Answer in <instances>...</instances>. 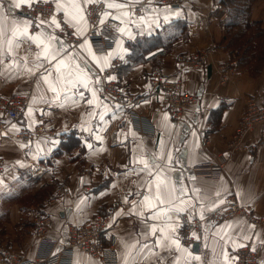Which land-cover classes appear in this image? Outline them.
Instances as JSON below:
<instances>
[{"label": "crops", "instance_id": "obj_1", "mask_svg": "<svg viewBox=\"0 0 264 264\" xmlns=\"http://www.w3.org/2000/svg\"><path fill=\"white\" fill-rule=\"evenodd\" d=\"M42 1L45 0H33L32 4ZM46 1L55 3V0ZM191 1L182 6L166 7L147 0H107L109 3L126 5L123 9L109 10L105 4L103 12L111 11L114 16L128 12L136 24L123 26L136 38L130 40L127 33L119 34L107 53H99L88 39L97 57H112L111 66L104 67L103 71L100 70L102 65L92 60L88 48L78 46L84 40L74 45L60 35L65 47L71 46L68 47L69 52L77 53L96 69V76L92 80L98 77V83L89 84L88 89L81 87L83 99H74L70 93L68 99L62 97L58 102L45 103L44 100L49 99L52 93L42 83L37 87L39 73L29 77L21 69H0V93H23L29 97L23 117L9 122L7 128L0 132V205L3 204L2 193H12V196H5L14 200L8 212L10 221L5 225V232L0 231V242L9 243V247L22 257L44 259L62 247L68 237L70 223L80 225L101 214L109 216L113 223L104 243L114 250L117 264H125L126 260L128 264H234L236 250L246 244L261 246V264H264L262 128L241 134L240 140L234 143L249 98L253 95L264 96V68L257 77L241 71L234 54L220 46L225 18L219 5L221 0ZM0 2H4L7 9L6 0ZM25 7L15 9L7 20L22 18L19 12ZM174 10L179 12L178 18L173 15ZM60 13L64 17V13ZM165 16L171 17L170 22L164 21ZM140 17L145 19L141 20ZM251 17L261 21L264 28V0H258L253 5ZM153 20L159 21L161 26L153 28L151 34H136V26ZM177 21L185 22L187 36L177 37L167 51L163 45L153 47L144 55L140 52L142 49H138L141 59L137 62L130 59L135 54L129 48L130 42L150 39L164 30L163 35ZM36 22L33 19V24ZM86 27L88 32V18ZM57 30L56 34L59 35ZM30 31L38 30L33 27ZM143 31L147 32V27ZM174 34L168 31L164 35ZM18 51V60L27 54L31 62L37 49L33 45L32 53H26L23 47ZM121 55L123 59H119ZM192 59L201 63L194 66ZM115 60L120 62L118 71ZM157 60L161 62L159 65L155 63ZM7 63L5 61V65ZM227 65L231 70L225 78ZM156 70L169 79H181L183 92L195 98L181 122H175L159 102L150 82L151 74ZM112 80H117L125 93L122 101L106 94L107 85ZM221 107H224L223 113L215 115ZM131 108L142 114L144 122L138 123L129 116ZM29 109L32 110L31 115ZM13 128L18 130L13 131ZM22 131L33 136L31 141L25 142L17 137ZM72 133L86 147L85 153L79 154L76 149L55 155L61 142ZM206 136L209 141L205 144ZM53 139L59 141L58 147L48 153L52 145L47 141ZM161 141L163 148L160 147ZM169 153L177 161L171 166L166 163ZM153 154L157 157L163 155V159L159 160L160 174L166 175L170 184L175 185L174 189L161 186L160 193L165 203L160 207L185 209L179 214L180 224L201 220V214L204 216V222L195 233V243H199L197 249L194 248L195 243L188 245L181 238V250L170 254L156 247L154 236L143 235L148 225L158 223L145 222L144 218L151 213L142 201L147 195L153 198L154 204L158 203L154 199V177L159 170L153 169V175L149 176L147 170L141 171L143 165L139 162L149 160ZM221 155L227 160L223 172L217 177L198 171L209 162L214 163ZM53 183L52 194L36 198L37 207H23L24 203L19 197L22 191L17 190L29 187L36 192L51 187ZM181 187L184 188L183 192L179 190ZM231 196L249 206L254 216L262 222L256 225L250 218L241 216L220 224L206 219L209 212L220 207ZM0 210L2 212L3 207ZM42 215L51 217L46 235L48 239L38 234L37 220ZM125 244L135 247L125 248ZM145 244L148 248L141 251ZM129 251L131 255H127ZM189 253L199 256V260L189 261ZM74 264L104 263L82 252H75Z\"/></svg>", "mask_w": 264, "mask_h": 264}, {"label": "snow or ice", "instance_id": "obj_2", "mask_svg": "<svg viewBox=\"0 0 264 264\" xmlns=\"http://www.w3.org/2000/svg\"><path fill=\"white\" fill-rule=\"evenodd\" d=\"M32 3L33 0H6V4L8 5L6 9L5 3L0 2V69H21V71L29 77H35L36 74L39 73V77L36 80L37 87L39 88L42 83L47 86V91L52 93V96L49 99L44 100L45 103L51 104L58 102L62 97L68 99L70 93L74 99H83L84 92L80 90L81 87L88 89L89 84L98 83V77L95 81L92 80V77L96 76V69L88 60L82 59L77 53L69 52L68 47L71 46L65 47L63 41L56 34L57 29L61 32L65 31V29L61 27V20H58L56 16L53 15L49 21L36 18L37 22L33 24V18L30 16H24L23 14L22 18L12 17L11 20H7V16L15 9H21L25 5L28 8H31ZM55 3L56 12L64 13L63 24L75 29L73 35L83 37V44L78 46L81 48H88L92 60L95 61L97 65H102L100 69L101 71L104 70V67H110V60L112 59L110 55L103 58L97 57L91 50L86 34L87 6L90 4L104 3L107 8L111 10L123 9L126 5L115 2L109 3L107 0H82V2L81 0H55ZM173 15L178 18L179 12L174 10ZM124 17H127V19ZM97 19L98 24L94 25V35L99 34L100 32L107 34L114 28L115 31L121 35L127 33L128 39L130 40L136 38L131 32H128L126 27L123 26L126 24H136L128 12H124L122 16H114L111 11H105L102 12ZM140 19L144 20L145 18L140 17ZM170 20L171 17H164L165 22H170ZM116 21H119V23H115ZM45 25L47 26L46 28L44 27ZM160 26L161 24L159 21L153 20L151 23L136 26V34H151L153 28H159ZM33 27L38 31H30ZM144 27H147V32L143 31ZM33 45H35L37 51L33 53V59L31 62L29 61V55L27 54L19 57V60L17 59L19 56L18 50L20 48L23 47L26 53H32ZM123 58L122 55L119 56V59ZM5 61L8 62L7 65H5ZM114 78L115 77H110V79ZM93 95H95L94 91ZM40 98L44 99L43 97ZM88 103L91 104L92 101L89 100ZM197 111H199V109ZM29 114H32L31 109H29ZM12 130L17 131L18 129L13 128ZM89 132L91 135L92 133L90 130ZM47 143L52 145V147L48 149V153H50L58 147L59 141L53 139L47 141ZM88 146L91 147V145ZM160 147L163 148L162 141L160 142ZM161 159H163L162 154L159 157L153 154L150 156L149 160L139 161L143 165L141 171L147 170L149 176L153 175V169L159 170L154 177L156 187L154 199L155 201H158V203L154 204L153 198L147 195L144 196L142 201L146 210L151 213V215L144 218L145 222L156 221L158 223L148 225V228L143 235L154 236L156 238V247L168 251L171 254L173 251L179 252L181 250V236L179 235L178 229L183 227V225L179 222V214L184 212L185 209H164L160 207V205L165 203V200L160 193L161 186L175 188L174 184H170L166 175L160 174L162 170L160 169L159 160ZM176 162L177 161L173 159L172 154L169 153L166 163L171 166ZM179 190L183 192L184 188L181 187ZM149 191H151V185L149 186ZM197 191L199 190L197 189ZM217 194L219 195V193ZM200 219H204L203 214H201ZM158 232L160 235H157ZM193 236L195 237V233H193ZM134 247L135 245L125 244V248L131 249ZM143 248H148V245H143L141 251ZM127 255H131V252L129 251ZM226 255L227 254H225V256ZM188 260H199V256H192L191 253H189ZM125 264H128L127 260L125 261Z\"/></svg>", "mask_w": 264, "mask_h": 264}, {"label": "built area", "instance_id": "obj_3", "mask_svg": "<svg viewBox=\"0 0 264 264\" xmlns=\"http://www.w3.org/2000/svg\"><path fill=\"white\" fill-rule=\"evenodd\" d=\"M171 6H176L178 0H166ZM104 9L102 4H90L87 6V18L89 22V30L87 37L95 46L99 53H107L112 47L114 42L119 37V33L113 28L110 32L105 34L100 32L94 35V25L98 24V16ZM30 13L31 17L36 20L51 19L53 15L58 20H61V27L65 29L61 32L59 29L57 33L72 41L74 45H78L83 41V38L73 35L71 27L63 24V15L56 12V5L51 1H42L32 4L31 8L22 10ZM106 27V26H105ZM110 37V38H109ZM191 63L198 66L201 62L197 59H192ZM236 63V62H235ZM120 65L118 60H115V68ZM226 76L231 67L227 65ZM118 71V69H117ZM150 82L155 88V93L159 97L161 106L167 110L173 117L175 122H181L190 107L195 101L193 95L183 92L181 79H169L163 75L159 70L152 72ZM106 94L117 101H122L125 98L123 89L118 84L117 80H112L107 85ZM129 99V97H126ZM254 103L256 107H254ZM29 105V97L23 93H13L11 95H4L0 93V132L7 128L9 122L20 120L26 112ZM256 112H262V115L255 118L253 115ZM129 116L138 123L144 122L141 113L131 108L128 112ZM264 122V107H260L256 101H248L246 114L239 133L234 136L235 140H240L241 134L251 130L257 123ZM123 123V120L121 121ZM18 138L25 142L31 141L32 135L27 132H20ZM208 138H204L205 144L208 143ZM234 144V143H233ZM236 144V143H235ZM226 157L221 155L217 160L209 162L205 166L199 168V172L206 176L217 177L221 174L226 165ZM1 163V160H0ZM237 216L250 218L251 221L259 225L262 220L254 216L252 209L249 206L241 204L234 196L229 197L224 204L212 210L206 216L212 223L220 224L221 222L231 220ZM203 220L185 221L180 228V236L183 241L192 245L196 242V233ZM38 234L43 235V239L48 233V228L51 224V217L42 215L37 220ZM113 223L109 216L98 214L92 220L77 225L70 223L68 226V237L62 243V247L53 255L44 259H29L18 255L16 252L5 246L0 242V264H74L75 252H82L86 255L92 256L101 260L104 264H117V259L114 250L107 247L104 243L106 234L112 229ZM234 264H261V246L253 247L251 244H246L238 248L235 252Z\"/></svg>", "mask_w": 264, "mask_h": 264}, {"label": "trees", "instance_id": "obj_4", "mask_svg": "<svg viewBox=\"0 0 264 264\" xmlns=\"http://www.w3.org/2000/svg\"><path fill=\"white\" fill-rule=\"evenodd\" d=\"M258 0H221L220 7L226 10V17L223 20L224 37L220 46L224 47L231 54H234V59L237 61L238 67L241 71L249 72L252 76L257 77L260 75L264 68V28L261 21L254 20L251 17V10L253 5ZM171 29H166L168 32H175L174 35H164L167 32L161 31L158 36L150 39H137L135 42H130L129 48L133 50L134 55L130 59L137 62L139 58L138 49H142L141 54L163 45L167 51L177 37H182L184 34L187 36L188 28L183 21H177L171 24ZM159 65L161 62H155ZM224 111L221 107L214 114L220 116ZM79 150V154H84L86 147L83 146L80 140L72 133L67 137V140L61 142L59 148L55 151V155H60L73 150ZM74 160V159H73ZM84 161V158H81ZM50 187V186H49ZM54 183L51 185L50 192L53 193ZM43 189H47L44 187ZM42 189V190H43ZM41 197V196H38ZM37 197L31 198L37 207ZM28 201V200H26ZM22 202V201H21ZM24 203V202H23ZM24 207V206H23ZM25 208V207H24Z\"/></svg>", "mask_w": 264, "mask_h": 264}, {"label": "rangeland", "instance_id": "obj_5", "mask_svg": "<svg viewBox=\"0 0 264 264\" xmlns=\"http://www.w3.org/2000/svg\"><path fill=\"white\" fill-rule=\"evenodd\" d=\"M147 2L154 3V4H159L160 6H164V5L171 6L170 3L168 1H166V0H147ZM190 2H192V1L191 0H178V4L179 5H176V6H182V5H185V4H189ZM104 8H105V4H104ZM26 9H28V7L23 8V10H25V11H26ZM223 12H224L223 15L226 17V10L224 8H222V13ZM58 36H60V35H58ZM250 100L256 101L257 104L260 107H264V96H262V95H253L252 97L249 98V101ZM247 105H248V102H247V104L245 106V109H244V112H243V116L241 117V123H243L244 116H245L246 110H247ZM254 107H256L255 103H254ZM258 115L261 116L262 112H256L253 116L255 118H257ZM257 128H262V136H263V138L260 140V143H264V122H260V123H257L256 125H254L251 131H253L254 129H257ZM237 141H239V140H237ZM234 143H237L236 140H235ZM49 188H51V187H47V189H43V190L42 189H38L36 192H33L31 188L27 187L25 190H17V191L18 192L22 191L20 193V195H19V197H21L20 200L22 202H24V204H22V205L25 208H34L36 206H35V204L32 203L31 198H33L35 196L38 198V196H44V195L48 194V192H50ZM1 195H2L3 204L0 205V208L3 207V210H2V212H0V231H4L5 232V227H6L5 225L10 221V216L8 215V212H9V210L11 208V205L14 202V200H9V198H7L8 196H5V195L12 196V193H10V192L9 193H2ZM0 198H1V196H0ZM26 200H28V201H26ZM4 245L7 246L8 248H10L9 247V243H7V242L4 243Z\"/></svg>", "mask_w": 264, "mask_h": 264}, {"label": "water", "instance_id": "obj_6", "mask_svg": "<svg viewBox=\"0 0 264 264\" xmlns=\"http://www.w3.org/2000/svg\"><path fill=\"white\" fill-rule=\"evenodd\" d=\"M19 13L21 15L23 14L24 16H30L31 17L30 13H28V12L20 11ZM198 247H199V243L197 242L194 244V248L197 249Z\"/></svg>", "mask_w": 264, "mask_h": 264}]
</instances>
